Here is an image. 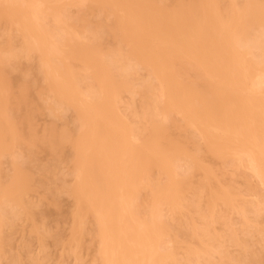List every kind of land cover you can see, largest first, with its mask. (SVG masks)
<instances>
[{
    "label": "bare ground",
    "instance_id": "6f19581e",
    "mask_svg": "<svg viewBox=\"0 0 264 264\" xmlns=\"http://www.w3.org/2000/svg\"><path fill=\"white\" fill-rule=\"evenodd\" d=\"M64 1L0 0V17L21 35L9 59L35 54L55 104L75 112V137L62 132L57 140L73 149L72 194L94 217L100 264H199L205 243L186 247L181 260L177 240L161 247L167 235L161 207L173 215L185 200L188 178L174 172L175 160L186 157L190 169L210 172L202 153L229 157L264 184V0H86L112 14L113 22L99 21L83 37L77 30L86 27L83 14L76 27L58 16ZM104 37L117 45L104 48ZM137 66L148 72L141 90L133 87ZM123 93L131 95L124 106L131 121L119 111ZM11 125L0 113V148ZM176 129L192 133L178 142L172 137ZM154 170L165 174L164 181L141 183L149 196L140 209L132 200L139 181ZM202 195L199 190L197 199ZM203 196L231 201L224 189ZM199 217L206 219L202 235L211 239L208 215Z\"/></svg>",
    "mask_w": 264,
    "mask_h": 264
},
{
    "label": "rangeland",
    "instance_id": "374dc122",
    "mask_svg": "<svg viewBox=\"0 0 264 264\" xmlns=\"http://www.w3.org/2000/svg\"><path fill=\"white\" fill-rule=\"evenodd\" d=\"M58 4L57 14L67 27H76L77 18L83 14L86 27H77L81 37L87 35L86 28L97 27L99 21L113 22L112 14L88 6L86 0L75 4L65 0ZM254 29L258 31L259 27ZM20 36L14 23L0 17V113H5L12 123L6 144L0 148V264H100L94 217L84 206L80 209L72 194L73 149L69 142L57 140L62 132L70 139L75 137V112L55 104L39 74L35 54L9 59L8 51L16 52L21 46ZM57 38L55 34L52 40ZM116 45L111 37L102 39L104 48ZM147 77V70L137 66L133 87L141 90L140 84ZM130 96L123 93L119 98L120 114L128 121L131 119L125 117L129 115L125 105L132 102ZM140 100L139 94L133 95L136 109ZM175 118L178 120L180 115ZM187 132L191 131L176 129L172 137L179 142L188 136ZM183 144L192 150L190 142ZM202 156L208 174L190 169L191 162L186 157L174 161V172L186 175L188 184L182 192L185 202L173 215L161 207L167 225L161 247H173V240H177L175 253L181 260L186 247L199 249L205 243L207 247L205 252L200 251L199 264H264V184L248 168L233 165L229 157L216 158L204 153ZM164 178L163 172L154 170L149 179L139 181L132 201L143 209L149 190L141 183L152 185ZM201 180L203 189L199 188ZM220 189L229 191V203L214 196ZM199 190L203 195L213 193L214 197L202 195L198 200ZM203 212L208 215L211 239L203 236L199 228L206 222L199 217ZM75 226L80 230L77 235L73 233ZM193 230L194 238L189 237Z\"/></svg>",
    "mask_w": 264,
    "mask_h": 264
}]
</instances>
